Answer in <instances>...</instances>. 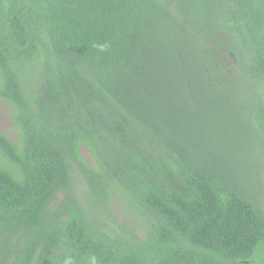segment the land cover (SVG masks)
<instances>
[{"label":"trees","instance_id":"obj_1","mask_svg":"<svg viewBox=\"0 0 264 264\" xmlns=\"http://www.w3.org/2000/svg\"><path fill=\"white\" fill-rule=\"evenodd\" d=\"M0 103V264H264V0H0Z\"/></svg>","mask_w":264,"mask_h":264},{"label":"rangeland","instance_id":"obj_2","mask_svg":"<svg viewBox=\"0 0 264 264\" xmlns=\"http://www.w3.org/2000/svg\"><path fill=\"white\" fill-rule=\"evenodd\" d=\"M8 128V129H6ZM0 131L6 133L7 135H11V122L8 118V111L7 108L3 103H0ZM249 156L251 154H248ZM262 176V175H261ZM262 190L263 193L261 194L264 197V181L262 180ZM263 207H264V198H263Z\"/></svg>","mask_w":264,"mask_h":264}]
</instances>
